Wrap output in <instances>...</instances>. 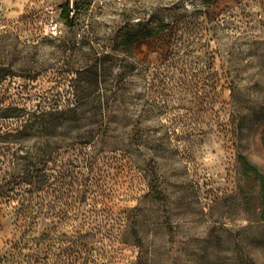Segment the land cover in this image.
<instances>
[{
    "label": "rangeland",
    "instance_id": "rangeland-1",
    "mask_svg": "<svg viewBox=\"0 0 264 264\" xmlns=\"http://www.w3.org/2000/svg\"><path fill=\"white\" fill-rule=\"evenodd\" d=\"M65 2L0 0V264H264V0Z\"/></svg>",
    "mask_w": 264,
    "mask_h": 264
},
{
    "label": "trees",
    "instance_id": "trees-1",
    "mask_svg": "<svg viewBox=\"0 0 264 264\" xmlns=\"http://www.w3.org/2000/svg\"><path fill=\"white\" fill-rule=\"evenodd\" d=\"M89 0H74V2L72 3V8H73V13L70 14L69 13V2H65L64 4H62L61 6H59V8L61 9V17L62 19L65 21V23L67 24V26L71 27L75 21V17L77 16V12L79 11V6H81L82 4H85L86 2H88ZM87 5H89V3H87ZM151 35L150 32H143L141 30L138 31H134L131 32L130 34H127L126 36V40L123 42L125 43L126 46H130L133 43H135L136 41L149 37ZM262 141L264 143V129L262 132ZM243 159V158H242Z\"/></svg>",
    "mask_w": 264,
    "mask_h": 264
}]
</instances>
